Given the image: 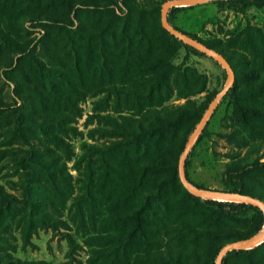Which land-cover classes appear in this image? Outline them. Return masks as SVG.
Wrapping results in <instances>:
<instances>
[{
    "label": "trees",
    "instance_id": "obj_1",
    "mask_svg": "<svg viewBox=\"0 0 264 264\" xmlns=\"http://www.w3.org/2000/svg\"><path fill=\"white\" fill-rule=\"evenodd\" d=\"M161 1L164 3L166 0ZM214 4L219 9L234 13H242L251 7L264 8V0H225ZM185 8H170L167 16L169 23L175 12ZM124 10L132 12L130 0H0V76L14 85L13 102L0 96V132L10 143L19 142L28 147L14 158L19 177L16 186L21 189L20 196L8 193L0 185V225H4L3 216L11 209L30 203L37 177L47 174L55 162L52 155L42 154L36 132L45 131L44 127L49 126L75 131L67 123L73 119L69 112L78 109L71 95L76 90L72 87L64 90L53 87L52 94L57 95L54 101L45 102L40 98L39 85H45L47 81L55 86L51 76H55L57 70L42 62L37 49L44 57L54 59V49L60 44L70 46L71 40L78 42L84 36L96 37L100 41L104 35L115 36L119 20L122 19L119 11L123 13ZM82 15L90 19L86 20L87 24L80 20ZM125 20L126 23L121 24L123 34L126 29H131L133 36H140L141 39L146 30L142 20L128 14ZM81 30L84 31L82 34L79 33ZM33 34L37 35L29 37ZM187 35L223 55L235 74L234 84L221 103L226 102L231 107V119L238 127L234 129L232 137L247 150L243 156L235 153L225 165L223 190L249 195L264 203V161H250L264 143V32L259 28L247 27L224 45L219 40L204 41L195 35ZM58 39L60 42H57ZM180 47L204 56L175 39L160 24L154 45L156 55L146 57L137 65L138 70L154 73L157 91L162 90L172 74L170 59ZM103 53L105 50L102 48L98 58ZM183 74L177 72V77H183L185 87L191 84L196 87L193 94L204 90L200 80ZM214 96L212 94L201 104L187 100L161 110H149L141 119H124L136 127L139 136H151L163 143L153 148L142 163L147 171L145 185L134 193L132 185L123 184L126 187L121 190L123 192L117 197V202L127 201L129 196H133L129 211H122L110 218L112 222L117 219L121 221L131 217L130 212L135 211L137 228L136 233L132 234L134 239H131L129 232L96 237V244L102 248L108 245V248L102 252L103 262H98L99 250H95L91 264H214L222 246L249 238L262 230L264 219L259 209L243 203L196 198L178 183L177 164L187 139L171 142L172 138L177 130L187 125L186 135H189ZM109 120L125 131L126 124H118L113 118ZM45 135L59 137L49 132H45ZM207 135L206 126L197 142ZM86 149L91 156L97 154L101 158L110 150L94 146H87ZM192 150L185 161L189 181L187 169ZM103 163L111 165L105 160ZM166 188L177 192L173 205L175 221L170 220L168 202L163 206L159 204L157 209H149L152 196L157 195V200L162 199ZM68 243L72 246L73 241L69 238ZM133 243L143 252L131 262L127 250ZM14 264L25 263L15 261ZM222 264H264V241L249 250L228 252Z\"/></svg>",
    "mask_w": 264,
    "mask_h": 264
},
{
    "label": "rangeland",
    "instance_id": "obj_2",
    "mask_svg": "<svg viewBox=\"0 0 264 264\" xmlns=\"http://www.w3.org/2000/svg\"><path fill=\"white\" fill-rule=\"evenodd\" d=\"M162 4L161 0H130L132 12L119 11L122 19L115 36L104 35L102 41L84 36L78 42L71 40L70 46L60 44L54 49V59L44 57L37 49L42 62L57 70L56 75L51 76L55 86L47 81L45 85H39L40 98L45 102L54 101L57 95L52 94L53 87L76 90L71 95L78 109L69 112L73 119L67 123L75 131L49 126L44 127L45 131L36 132L42 154L52 155L55 162L47 174L37 177L30 203L18 205L3 216L0 264H14L15 261L25 264H91L95 250H99L98 262H103L102 252L108 245L102 248L96 244V237L136 233L135 211L130 212L131 217L121 221L112 222L110 218L129 211L133 196H129L127 201L117 202V197L123 192L121 190L126 187L123 184L132 185L134 193L145 185L147 171L142 163L149 152L163 142L151 136H139L136 127L125 120L141 119L149 110H161L187 100L201 104L216 94L227 79L226 71L211 58L190 53L184 47L177 48L170 59L173 72L161 91L155 87L154 73L137 69L146 57L156 55L154 45L159 33ZM127 14L140 18L145 25L141 39L133 36L131 29H126L123 34L121 24L126 23ZM170 19L172 25L187 34L204 41L219 40L223 45L247 27L264 32V8L258 7L234 13L209 2L180 9ZM80 20L87 24L86 20L90 19L82 15ZM102 48L105 53L98 58ZM177 72L200 80L204 90L193 94L196 87L192 84L185 87L183 77L178 78ZM13 88L12 83L0 76V96L8 102H13ZM109 118L118 124H126L125 131ZM188 127L177 130L171 142L188 139L191 134L186 135ZM235 128L238 127L231 119V107L220 102L207 125L208 135L193 147L187 169L192 183L207 189L223 190L225 165L235 153L243 156L247 150L232 137ZM45 132L59 137H49ZM10 142L0 132V185L19 197L21 189L16 186L19 177L14 158L28 147ZM87 146L110 150L101 158L87 153ZM104 160L111 165L103 163ZM254 160L264 161V143L261 150L251 156L250 161ZM169 190L165 189L162 199L157 200V195H153L149 209H157L159 204L163 206L168 202L170 220L175 221L173 205L177 192ZM69 238L73 241L72 246L68 243ZM142 252L133 243L127 250V257L133 262Z\"/></svg>",
    "mask_w": 264,
    "mask_h": 264
},
{
    "label": "water",
    "instance_id": "obj_3",
    "mask_svg": "<svg viewBox=\"0 0 264 264\" xmlns=\"http://www.w3.org/2000/svg\"><path fill=\"white\" fill-rule=\"evenodd\" d=\"M217 1H225V0H166L160 10V24L161 27L167 31L171 36H173L178 41L182 42L184 45L195 49L196 51L204 54L205 56L211 58L218 65H220L227 73V79L223 85V87L215 94L212 101L209 103L207 109L201 116L200 120L197 122L196 126L192 130L189 135L183 151L179 157L177 164V172L178 179L182 187L193 197L208 199L213 201L220 202H236L243 203L246 205L253 206L259 209L264 216V203L256 198H253L249 195L237 193V192H229L225 190H213L207 188H200L193 185L186 176L185 173V161L196 144L198 138L201 133L208 125L211 117L213 116L216 108L225 97L227 92L231 89L235 81V74L233 69L231 68L229 62L225 59L223 55L218 53L217 51L208 48L201 42L193 39L189 35L177 30L174 28L167 19V14L170 8L177 7H191L199 4L209 3V2H217ZM264 241V225L262 230L249 238L233 241L222 246L217 253L214 264H222V260L224 256L231 251H241V250H249L259 246Z\"/></svg>",
    "mask_w": 264,
    "mask_h": 264
}]
</instances>
